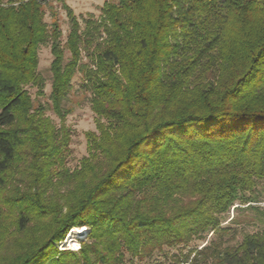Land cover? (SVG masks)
Listing matches in <instances>:
<instances>
[{"label":"trees","instance_id":"obj_1","mask_svg":"<svg viewBox=\"0 0 264 264\" xmlns=\"http://www.w3.org/2000/svg\"><path fill=\"white\" fill-rule=\"evenodd\" d=\"M58 1L64 41L47 0H0V264H125L208 236L172 264H264V0H111L83 18ZM77 74L95 131L70 169ZM231 209L256 223L235 244ZM81 227L77 252L56 249Z\"/></svg>","mask_w":264,"mask_h":264},{"label":"rangeland","instance_id":"obj_2","mask_svg":"<svg viewBox=\"0 0 264 264\" xmlns=\"http://www.w3.org/2000/svg\"><path fill=\"white\" fill-rule=\"evenodd\" d=\"M48 5L52 7V11L47 6L44 8L45 11V21L47 23H50L53 20H57V23L60 26V29L62 31V41L65 40V36L68 30V24L67 19L65 16V12L61 8V2L58 0H47ZM72 10L73 14H75L79 18H83L89 14L93 15L94 17H97L99 15V11L101 6L106 1L111 0H63ZM113 1V0H112ZM54 14V16H51L50 14ZM49 48L42 47L39 50V71L41 75L46 80V85L44 88V94L45 96L41 98L40 100L42 102L47 101V96L49 95L50 87H49V78L50 74L48 68L51 62ZM80 83H81V75L77 74L75 78L73 79V89L69 95V102L67 103L68 108H70L71 112L70 114L65 118L64 124L65 127H67L70 131V156L68 158V167L70 169H74L79 160L86 156L87 154V141L85 134L87 132H94L95 131V119L92 112H90L89 107V95L87 93H84L80 89ZM29 93L32 96V98H35V89H29ZM47 116L52 119V121L59 125V120L52 114L51 112L47 113ZM123 177V173H121L119 176L114 177L110 184H114L117 182L118 179ZM261 192V195L264 196V183L261 184L259 187V190ZM261 203L259 204L260 207H264V198H261ZM237 207V206H235ZM231 219L235 221V225L227 224ZM223 226H229L231 227V233L233 235L232 238H229L230 240L228 243L235 244L241 241V237L243 233H253L256 230V223L254 220V215L252 212L249 211H236L231 209L229 214L227 215V220L223 223ZM85 229L84 235L87 233V228L83 227ZM71 230L66 235L65 239L58 243L56 246V249L58 251H73L77 252L80 245V239L82 240V237H76L75 235H72L69 238ZM210 239V236L206 238V241H197L193 242L190 247H180L177 249H170V250H164L162 253H155L151 259H145V260H139L137 258H129L126 256L125 264H172L176 258L179 257L181 254L187 253L189 250L194 249L195 247L201 248L206 244V242ZM69 242V243H68ZM71 244V245H70ZM73 246V247H72ZM50 254V250L46 253L42 254V256L38 259V261L43 260L46 256Z\"/></svg>","mask_w":264,"mask_h":264},{"label":"bare ground","instance_id":"obj_3","mask_svg":"<svg viewBox=\"0 0 264 264\" xmlns=\"http://www.w3.org/2000/svg\"><path fill=\"white\" fill-rule=\"evenodd\" d=\"M85 233V229L84 228H75L73 229L71 232H70V235H69V238L72 236V235H75L76 237H81L80 235L81 234H84ZM80 234V235H79ZM69 243V242H68ZM71 245V244H70ZM73 247V246H72Z\"/></svg>","mask_w":264,"mask_h":264},{"label":"water","instance_id":"obj_4","mask_svg":"<svg viewBox=\"0 0 264 264\" xmlns=\"http://www.w3.org/2000/svg\"><path fill=\"white\" fill-rule=\"evenodd\" d=\"M80 235V234H79ZM84 234H81L80 236H83Z\"/></svg>","mask_w":264,"mask_h":264}]
</instances>
